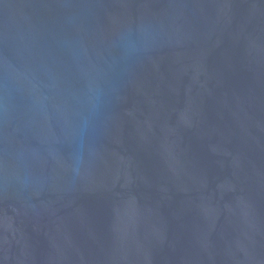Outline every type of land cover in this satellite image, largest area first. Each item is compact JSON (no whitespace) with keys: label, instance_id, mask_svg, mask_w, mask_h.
I'll list each match as a JSON object with an SVG mask.
<instances>
[{"label":"water","instance_id":"water-1","mask_svg":"<svg viewBox=\"0 0 264 264\" xmlns=\"http://www.w3.org/2000/svg\"><path fill=\"white\" fill-rule=\"evenodd\" d=\"M0 264H264V0H0Z\"/></svg>","mask_w":264,"mask_h":264}]
</instances>
